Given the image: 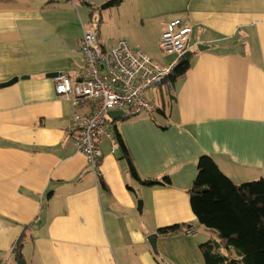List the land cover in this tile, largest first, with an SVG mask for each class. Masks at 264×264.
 <instances>
[{
    "label": "crops",
    "instance_id": "crops-1",
    "mask_svg": "<svg viewBox=\"0 0 264 264\" xmlns=\"http://www.w3.org/2000/svg\"><path fill=\"white\" fill-rule=\"evenodd\" d=\"M123 7L127 31L155 28L158 45L167 22L182 16L192 25L193 66L172 86L173 99L149 115L109 120L145 182L132 176L116 137L102 139L100 177L78 149L74 115L94 105L59 95L53 76L83 73L75 6L0 0L2 262L18 264L12 250L25 231V264H206L200 245L212 232L200 225L188 192L199 158L213 157L236 183L264 178V0H124L115 8ZM146 48L151 54L139 49L162 65L175 59ZM174 225L185 227L159 234Z\"/></svg>",
    "mask_w": 264,
    "mask_h": 264
},
{
    "label": "built area",
    "instance_id": "built-area-1",
    "mask_svg": "<svg viewBox=\"0 0 264 264\" xmlns=\"http://www.w3.org/2000/svg\"><path fill=\"white\" fill-rule=\"evenodd\" d=\"M70 1L76 5L77 1L84 0ZM82 27L83 73L79 80L59 73L55 77L56 91L59 95L73 96L76 101L91 100L94 105L91 111L77 112L73 122L80 132L78 149L100 177L99 165L105 155L102 139L115 140L109 129V112L119 110L124 117L132 118L155 111L156 104L149 92L166 80L178 60L192 50V25L182 16L166 23L159 48L165 54L175 55L168 65H162L144 50L132 47L126 39L103 45L92 27H86L84 22ZM0 264L14 263L0 261Z\"/></svg>",
    "mask_w": 264,
    "mask_h": 264
},
{
    "label": "trees",
    "instance_id": "trees-1",
    "mask_svg": "<svg viewBox=\"0 0 264 264\" xmlns=\"http://www.w3.org/2000/svg\"><path fill=\"white\" fill-rule=\"evenodd\" d=\"M123 1L108 0L101 8L118 6ZM192 66L193 56L180 58L165 83L171 86L178 84ZM115 134L132 176L141 180L126 142L119 131ZM165 179L170 181L169 177ZM188 192L200 225L218 237L200 245L206 264H264V178L236 183L223 173L213 157L203 155L198 160V176ZM183 227L174 225L161 228L158 232L168 236ZM25 240L24 231L12 250L16 262L24 258ZM220 247H233L236 253L223 254L219 251Z\"/></svg>",
    "mask_w": 264,
    "mask_h": 264
},
{
    "label": "rangeland",
    "instance_id": "rangeland-1",
    "mask_svg": "<svg viewBox=\"0 0 264 264\" xmlns=\"http://www.w3.org/2000/svg\"><path fill=\"white\" fill-rule=\"evenodd\" d=\"M105 1L107 0H86L85 3H81L83 1H77L76 5L71 1L70 2L78 10L79 13L78 18L81 19V23L84 22L86 27H92L95 30L100 40L101 38L102 40L105 38V40L108 39L111 42V44H113L118 40L128 39L129 42L132 44V46H134L135 48H142L151 54V51L146 48L148 47L151 48L152 51H155L156 53L163 55V52L161 51L158 45V39H157L158 34L155 28H149L146 31L143 30H137L131 32L127 31V22L123 17V12H126V9L124 7L123 9H116L115 7L117 6L101 8V4L104 3ZM91 5L95 6L93 8V11ZM91 12H93L92 16H91ZM137 42L146 43L147 46L146 47L141 46ZM168 78L163 82H161L156 87H154L149 92L151 98L154 100L156 104V108H161L162 107L161 103H164L166 98L173 99L175 93L173 87L168 82L165 83L168 80ZM194 228L205 230L203 227L199 225V223H197V225L194 226ZM206 232L211 238H216L215 234L211 233L212 234L211 235L208 231ZM233 250H235V248H233Z\"/></svg>",
    "mask_w": 264,
    "mask_h": 264
},
{
    "label": "water",
    "instance_id": "water-1",
    "mask_svg": "<svg viewBox=\"0 0 264 264\" xmlns=\"http://www.w3.org/2000/svg\"><path fill=\"white\" fill-rule=\"evenodd\" d=\"M209 46L205 45V44H199L198 46V49L199 50H205L206 48H208ZM193 55V51H188L186 54H185V57L186 58H190L191 56ZM58 74H54L53 76L56 77ZM16 81H18V77L16 78H13L12 80H10L6 85H11L13 83H15ZM109 116L111 118H113L114 120H116L117 118H123V112L122 111H110L109 112ZM148 182H152L151 180H148ZM142 206H143V201L142 200H139V211L142 210ZM148 240L150 242V244L152 245V248L154 250V252H158L157 251V240H158V233H153L151 234L149 237H148ZM18 264H25L24 260L21 259L18 261Z\"/></svg>",
    "mask_w": 264,
    "mask_h": 264
}]
</instances>
